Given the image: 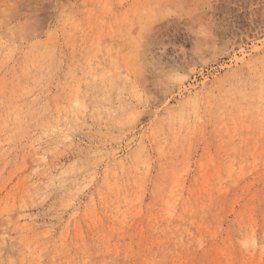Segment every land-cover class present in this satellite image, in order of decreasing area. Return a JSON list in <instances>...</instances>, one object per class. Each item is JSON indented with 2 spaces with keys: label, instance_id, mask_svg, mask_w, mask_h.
I'll use <instances>...</instances> for the list:
<instances>
[{
  "label": "rangeland",
  "instance_id": "1",
  "mask_svg": "<svg viewBox=\"0 0 264 264\" xmlns=\"http://www.w3.org/2000/svg\"><path fill=\"white\" fill-rule=\"evenodd\" d=\"M0 264H264V0H0Z\"/></svg>",
  "mask_w": 264,
  "mask_h": 264
}]
</instances>
